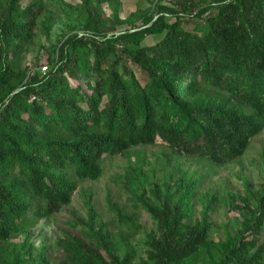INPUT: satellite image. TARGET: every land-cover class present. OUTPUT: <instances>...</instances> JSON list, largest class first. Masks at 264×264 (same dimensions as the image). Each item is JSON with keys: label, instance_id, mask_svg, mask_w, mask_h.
Masks as SVG:
<instances>
[{"label": "trees", "instance_id": "1", "mask_svg": "<svg viewBox=\"0 0 264 264\" xmlns=\"http://www.w3.org/2000/svg\"><path fill=\"white\" fill-rule=\"evenodd\" d=\"M25 1L0 0V264H50L34 230L71 204L73 178L101 177L104 158L162 141L222 167L264 132V0L150 3L120 31L103 27L98 4L107 0H83L81 31L64 39L45 74L16 65L42 13L40 0ZM142 174L128 167L125 178L136 185ZM203 180L178 170L138 199L155 223L141 262L115 244L83 192L87 218L70 224L77 236L58 240V264H264V188L231 204L246 217L217 244L212 201L193 219ZM114 213L127 232L140 230Z\"/></svg>", "mask_w": 264, "mask_h": 264}, {"label": "rangeland", "instance_id": "2", "mask_svg": "<svg viewBox=\"0 0 264 264\" xmlns=\"http://www.w3.org/2000/svg\"><path fill=\"white\" fill-rule=\"evenodd\" d=\"M40 1L42 13L36 22L34 44L16 60L21 72L47 73L52 68L57 58V49L64 39L81 31L82 16L86 13L83 0ZM172 1L107 0L98 4V8L103 27L108 31L110 27L120 31L128 27L126 21L132 15H140L150 7V3L168 6ZM29 3L30 0H26L24 5ZM153 41L151 37L146 39V43ZM128 167L141 169L144 180L136 181V185L129 184L125 178ZM101 168L102 175L96 181L73 178L77 183V191L71 204L50 219L42 221L34 230L32 241L39 251L45 252L50 264H58L63 259L58 246V240L62 239L63 234L78 235L79 228L70 224L77 219L87 218L81 198L83 192L92 194L99 222L112 233L115 244L121 250H133L136 262L143 261L146 258L148 235L155 233V223L145 213L138 199H149L150 189L154 185L163 190L169 175L178 170L193 174L197 179L204 177L193 201V219L198 218L212 201L213 207L209 215L214 225L210 241L225 244L226 232L234 234L246 217L243 210H236L231 204H245L249 195H258L264 188V132L252 140L242 158L222 167H216L207 161L180 157L165 143L158 141L153 146L132 149L127 156L106 157ZM139 183L143 188L139 187ZM113 208L129 217L140 230L136 234L127 232L116 221Z\"/></svg>", "mask_w": 264, "mask_h": 264}]
</instances>
